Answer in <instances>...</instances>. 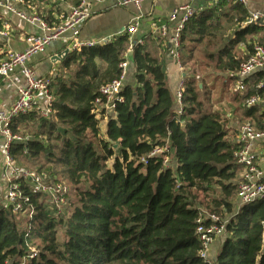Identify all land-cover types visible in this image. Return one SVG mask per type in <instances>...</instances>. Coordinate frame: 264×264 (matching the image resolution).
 Segmentation results:
<instances>
[{"label":"trees","instance_id":"16d2710c","mask_svg":"<svg viewBox=\"0 0 264 264\" xmlns=\"http://www.w3.org/2000/svg\"><path fill=\"white\" fill-rule=\"evenodd\" d=\"M249 17L236 0H218L184 25L178 113L156 53L162 41L143 37L131 50L134 83H125L103 132L105 111L96 112L94 102L101 100L100 87L119 76L129 37L69 52L60 64L69 75L52 78V115L43 119L32 111L14 118L12 133L28 140L12 144L9 153L71 187L73 198L61 213L17 182L35 215L27 219L0 207V264H264V200L233 212L239 144L228 119L212 110L203 82L214 74L236 82L253 46L264 47V25L246 24ZM250 78L232 101L241 124L264 128V76ZM252 97L257 103L247 106ZM157 149L162 152L154 154ZM200 196L210 198L214 212L229 215L211 262L198 255ZM33 248L37 254L28 258Z\"/></svg>","mask_w":264,"mask_h":264},{"label":"built area","instance_id":"2783aa9c","mask_svg":"<svg viewBox=\"0 0 264 264\" xmlns=\"http://www.w3.org/2000/svg\"><path fill=\"white\" fill-rule=\"evenodd\" d=\"M54 3L63 0H52ZM153 0H81L79 4L69 10L60 19L47 22L36 12H27L25 9L26 0H0V12L4 16L14 17L30 27H34L39 33H29L24 37L25 49L22 52H7L3 60H0V78H8L10 74L16 73L21 77V82L15 88V98L7 110H0V172L2 175L3 199L5 206H10L14 214L27 219L35 215L33 207L27 204L19 190L17 182L25 184L31 193L41 197L48 206L59 209L64 205L69 186L57 182L45 173L28 170L18 167L11 158L9 150L12 144H24L28 138H23L11 131L14 118L26 115L29 112L37 111L40 117L48 119L52 115L53 96L50 92L52 78L37 77L30 66L31 60L45 54L48 47L55 42H63L67 51L80 52L83 49L102 46L108 41H83L80 34L83 26L93 16L92 7L97 4L109 2L113 7L133 6L136 10L144 2ZM239 4L245 5L246 0H236ZM196 14L189 5L173 9L166 18V21L158 25L154 35L160 38L164 44H168L174 59L178 63V48L180 35L184 25ZM139 17H136L132 24L126 28L124 34L129 37V47L124 55L123 61L119 64V76L111 82L104 84L99 89L101 100L94 102L96 112L104 109L105 112L113 113L115 105L120 101L119 94L124 88L128 75L129 56L131 50L141 40H135L131 36L135 34ZM264 23V15L255 13L251 15L246 24ZM9 30L4 25L0 30V38L8 39ZM179 65V63H178ZM264 72V47L254 45L247 59L241 62L236 77V90L244 91V82L253 74ZM264 82V80H263ZM262 83L259 85L261 86ZM182 83L174 94L175 103L180 107ZM257 103L255 97L246 101L247 106ZM236 142L239 144L235 154L236 164L242 168L240 182L237 189L238 207L249 205L264 200V166L258 164L256 146L262 145L264 152V128H257L250 123H242L237 129ZM162 151L157 149L154 154ZM167 163V160L164 161ZM195 234L200 244L199 257L208 262L210 250L214 243L225 234L226 221L218 219L214 214L200 215L196 221ZM37 251L30 250L28 258H34Z\"/></svg>","mask_w":264,"mask_h":264},{"label":"crops","instance_id":"0c3cea01","mask_svg":"<svg viewBox=\"0 0 264 264\" xmlns=\"http://www.w3.org/2000/svg\"><path fill=\"white\" fill-rule=\"evenodd\" d=\"M80 1L81 0H63V2L54 3L52 0H26L25 9L27 12L34 11L38 13L42 19L49 16L51 21H55L64 17L69 10L77 6ZM217 2L218 0H153L144 2L140 11L136 10L133 6L124 8L113 7L112 3L109 2L97 4L92 7L93 16L83 26L80 39L83 41H98L103 39L110 42L114 38L124 35L126 28L132 24L136 17H139L140 19L138 21L136 32L131 37L135 40H141L143 37L151 35L162 41L154 35V30L158 25H161L166 21L167 16L173 9L189 5L196 11V13H200L216 5ZM244 7L249 16L255 13L264 15V0H246ZM261 24L264 25V23ZM4 25L8 28L10 36L7 40L0 38V60L4 59L7 52H22L25 49L24 37L27 34L39 33L36 28L30 27L14 17L4 16L0 12V30L4 28ZM262 37L264 38V34H262ZM258 38L259 36H255V39ZM159 44L156 53L164 67L167 86L174 95L182 83V69L174 59L169 45L164 44L163 41ZM239 50L243 55H246V50L243 46H240ZM66 51L67 47L63 42H55L48 47L45 54L31 60L30 66L35 71L36 76L41 78H53L55 73L59 71L62 60L70 52L68 51L65 55ZM260 74L264 76V72H260ZM132 76L133 67L130 55L128 75L126 79L127 84L132 85L134 83ZM221 76L227 79V75L224 74ZM250 77L248 78L249 80L251 79ZM215 79L211 78L207 80L214 81ZM248 79L246 81H248ZM21 80V77L16 73L10 74L8 78H0V110H7L10 108L15 98V88ZM233 83L235 84V82ZM212 110L216 111L214 109ZM179 111L180 107L176 105L175 112L178 113ZM105 115L106 116H104L102 121L104 127L107 120L106 117H112L113 113L108 111L105 112ZM226 117H228V115H226ZM238 127L239 125L236 127V135ZM256 154L258 155V164L264 166V152L262 145L256 146ZM2 185V175L0 172V207H5V203L3 202ZM217 243L218 242L216 241L214 245ZM219 247L220 242L218 243V251ZM212 249L213 248H211V254L213 252ZM218 251L216 253H218Z\"/></svg>","mask_w":264,"mask_h":264},{"label":"rangeland","instance_id":"374dc122","mask_svg":"<svg viewBox=\"0 0 264 264\" xmlns=\"http://www.w3.org/2000/svg\"><path fill=\"white\" fill-rule=\"evenodd\" d=\"M183 73L184 72L182 71V74ZM207 73L208 72H206V74ZM66 74H67L66 72L59 69V71H57L55 73L53 78L56 75L65 76ZM67 75H69V73ZM221 75H223V74H214V77H216V79L214 81L204 79L203 82H205L207 87L210 88V92H211L210 102L213 105L212 109L221 113L223 115V117H226V115H228V117H226L228 119L227 126L229 127V129L231 131L232 130L236 131V127L241 124L239 122L240 121L239 120V114L241 113V111L236 110V109H238V107L232 101V93L235 91V84L234 83L231 84V83H227V82L224 83L225 78H223ZM130 79H131V77H130ZM100 129H101V132H103V129H104L103 122L100 123ZM15 163L18 167L28 169V170L32 169V167H30L29 165H22L20 162H15ZM109 165H110V163H109ZM69 189L70 190H69L68 194L66 196H64V199H65L64 205L60 204L58 206L61 213H64L65 209L68 207L67 206L68 202L71 201V199L73 198L72 197L73 196V190L71 187H69ZM233 203H234V208H233V212H234L235 209L237 208V205H238L236 197H235V200ZM46 206H48V205H46ZM196 206L199 209L200 215L206 216L208 214H214L218 217V219H220L222 221H227L229 218V215L224 210H219V212L213 211L214 207H213V204L211 203L210 198H205L204 196H200L198 201H197ZM48 207H50L53 210L55 209V207H53V206H48ZM58 234H59V239H60L62 236V231H59ZM220 240H218L217 242L219 243ZM218 243L212 247L213 248L212 254H211V250H210V254H209V258H208L209 262H211L213 260V258L216 255V252L218 251Z\"/></svg>","mask_w":264,"mask_h":264},{"label":"water","instance_id":"95a60500","mask_svg":"<svg viewBox=\"0 0 264 264\" xmlns=\"http://www.w3.org/2000/svg\"><path fill=\"white\" fill-rule=\"evenodd\" d=\"M68 53V51L65 52V55Z\"/></svg>","mask_w":264,"mask_h":264}]
</instances>
